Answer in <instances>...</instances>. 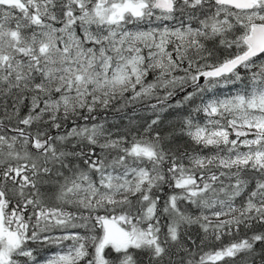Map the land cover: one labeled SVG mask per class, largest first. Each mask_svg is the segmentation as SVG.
<instances>
[{
	"label": "snow or ice",
	"instance_id": "snow-or-ice-1",
	"mask_svg": "<svg viewBox=\"0 0 264 264\" xmlns=\"http://www.w3.org/2000/svg\"><path fill=\"white\" fill-rule=\"evenodd\" d=\"M0 264H264V0H0Z\"/></svg>",
	"mask_w": 264,
	"mask_h": 264
},
{
	"label": "trees",
	"instance_id": "trees-1",
	"mask_svg": "<svg viewBox=\"0 0 264 264\" xmlns=\"http://www.w3.org/2000/svg\"><path fill=\"white\" fill-rule=\"evenodd\" d=\"M170 118H171L170 116L166 117V119H170ZM228 239H229L228 237H225L224 242L227 243ZM38 251H39L40 256L42 258H44V257H47V256L53 254L54 252L58 251V249L55 247L48 248L47 250H45L44 248H40V249H38Z\"/></svg>",
	"mask_w": 264,
	"mask_h": 264
}]
</instances>
